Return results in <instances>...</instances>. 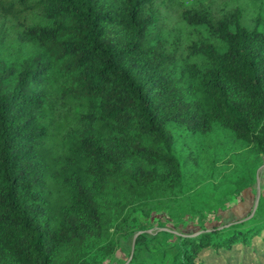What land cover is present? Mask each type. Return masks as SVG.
I'll return each instance as SVG.
<instances>
[{"label":"trees","instance_id":"16d2710c","mask_svg":"<svg viewBox=\"0 0 264 264\" xmlns=\"http://www.w3.org/2000/svg\"><path fill=\"white\" fill-rule=\"evenodd\" d=\"M241 1L0 0V264H104L129 239L121 264L263 261L264 193L223 226L165 218L196 167L178 143L220 128L264 159V16Z\"/></svg>","mask_w":264,"mask_h":264},{"label":"rangeland","instance_id":"374dc122","mask_svg":"<svg viewBox=\"0 0 264 264\" xmlns=\"http://www.w3.org/2000/svg\"><path fill=\"white\" fill-rule=\"evenodd\" d=\"M193 1L204 6L216 0ZM261 2L262 5L251 0L239 2L245 9L244 26L252 27L253 17L264 16V0ZM192 148L197 149L196 167L188 173L191 178L185 180L186 193L178 200L183 208L179 209L171 204L174 209L170 211L171 216H165L167 225L183 232H194L200 226L211 228L235 222L252 212L256 202L257 182L260 194L264 193V159L255 157L249 146L220 128L206 137L195 136L188 148L177 144L179 152ZM158 218L153 217L151 222L156 224ZM234 249L241 252L240 245H235ZM133 251V239H129L104 264H121L127 259L129 252ZM210 252L206 250L204 256H209ZM142 255L147 257L146 252H142ZM220 255L221 264L241 263V257L230 252H220ZM258 258L250 253L244 264H264V257L262 262H256Z\"/></svg>","mask_w":264,"mask_h":264},{"label":"water","instance_id":"95a60500","mask_svg":"<svg viewBox=\"0 0 264 264\" xmlns=\"http://www.w3.org/2000/svg\"><path fill=\"white\" fill-rule=\"evenodd\" d=\"M260 189H259V184H258V182H257V195H256V202H255V205H254V207H253V210H252V212H251V214H250V216L248 217V218H251L252 216H253V214H254V212H255V210H256V207H257V204H258V200H259V198H260ZM136 237V236H135ZM135 237H134V239H135ZM133 244H134V240H133Z\"/></svg>","mask_w":264,"mask_h":264}]
</instances>
